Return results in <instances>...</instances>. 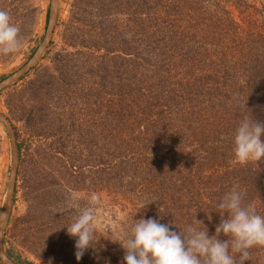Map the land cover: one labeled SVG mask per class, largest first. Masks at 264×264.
<instances>
[{"label":"rangeland","instance_id":"rangeland-1","mask_svg":"<svg viewBox=\"0 0 264 264\" xmlns=\"http://www.w3.org/2000/svg\"><path fill=\"white\" fill-rule=\"evenodd\" d=\"M49 1L0 0V10L9 12L13 23L20 28L21 39L18 53L0 55V80L19 69L42 41ZM74 2L59 0L52 44L25 78L0 92V113L8 118L16 142L21 145L16 193L3 233V247L11 256L32 264H102L106 260L109 264H124V250L113 241L123 243L134 220L152 218L163 224L170 212L165 210L161 215L157 211L171 199L172 190L176 193L173 182L177 180L179 187L203 188L207 195L208 187H214L218 179L213 173L209 180L200 179L199 172L201 169L211 172L216 167L220 175L231 165L233 153L222 151L226 156L223 161L216 151L207 154L193 151V146L183 151L174 148L172 157L180 171L165 167L159 170L160 175L158 171L152 175L147 170L151 164H146L142 156L147 150L144 151L139 140L125 132L119 137L110 132L111 86L119 85L114 77L120 74L82 69L79 49L71 39ZM222 6L238 22L247 17L238 11L243 6ZM177 117L173 123L180 130L175 137L181 138L183 147L198 134L182 136L183 123L187 124L191 116ZM157 133L163 134L161 130ZM134 153L141 155L137 157ZM10 163V143L0 123V208L5 199ZM179 165L193 166V175L181 171ZM158 176L165 179L160 182ZM93 194L98 197L97 235L106 239L101 238L95 250L89 248L77 261L76 238L69 236L66 228L88 206ZM148 201L154 203L140 210V204Z\"/></svg>","mask_w":264,"mask_h":264},{"label":"trees","instance_id":"trees-1","mask_svg":"<svg viewBox=\"0 0 264 264\" xmlns=\"http://www.w3.org/2000/svg\"><path fill=\"white\" fill-rule=\"evenodd\" d=\"M74 5L71 39L82 69L120 74L114 77L119 85L111 84L110 132L139 140L152 175L165 167L180 171L174 148L216 151L225 161L223 152L233 153L232 138L242 119L264 123V0H75ZM222 5L243 6L238 11L246 19L234 20ZM185 115L191 117L183 123L182 136L198 137L182 147L173 121ZM179 166L193 175V166ZM212 173L218 181L207 195L203 188L183 189L178 180L173 182L176 193L172 190L171 199L157 211L173 212L163 224L173 231L189 224L200 228L196 214L208 234H215L221 221L216 203L234 186L243 191L245 204L253 203L264 215V159L240 164L233 155L220 175L214 167L211 172L201 169L199 177L209 180ZM158 178L162 182L164 177ZM6 253L17 264H32ZM244 264H264V247L251 249Z\"/></svg>","mask_w":264,"mask_h":264},{"label":"clouds","instance_id":"clouds-1","mask_svg":"<svg viewBox=\"0 0 264 264\" xmlns=\"http://www.w3.org/2000/svg\"><path fill=\"white\" fill-rule=\"evenodd\" d=\"M20 49V28L13 23L8 11L0 10V55L15 54ZM232 143L238 163H259L264 159V123L242 119L235 129ZM97 201L98 197L93 194L88 206L66 228L67 234L76 238L77 261L89 248L95 250L101 238L106 239L97 235ZM152 203L142 202L140 210ZM216 209L221 221L211 236L195 214V224L202 227L189 224L183 231L176 227L178 231H173L170 225L152 218L133 219L134 224L130 233L125 234L123 243L113 242H118L124 250V264H244L250 260L251 249L264 247V215L257 212L253 203L245 204L244 193L238 186L220 198ZM208 219L211 220L210 215ZM221 236L226 239L222 240Z\"/></svg>","mask_w":264,"mask_h":264},{"label":"water","instance_id":"water-1","mask_svg":"<svg viewBox=\"0 0 264 264\" xmlns=\"http://www.w3.org/2000/svg\"><path fill=\"white\" fill-rule=\"evenodd\" d=\"M58 4L59 0L49 1L48 18L42 41L39 43L32 56L19 69L0 80V92L8 89L25 78L43 58L55 31L58 16ZM0 123L4 125L6 129L11 153L6 194L4 202L0 208V262L2 264H17L4 250L3 233L11 215L12 202L19 170V153L14 129L8 118L2 113H0Z\"/></svg>","mask_w":264,"mask_h":264}]
</instances>
